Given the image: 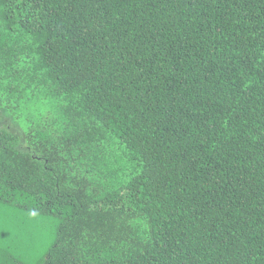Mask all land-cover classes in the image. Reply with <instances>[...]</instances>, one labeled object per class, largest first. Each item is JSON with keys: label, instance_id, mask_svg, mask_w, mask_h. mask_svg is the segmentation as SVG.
I'll return each instance as SVG.
<instances>
[{"label": "trees", "instance_id": "trees-1", "mask_svg": "<svg viewBox=\"0 0 264 264\" xmlns=\"http://www.w3.org/2000/svg\"><path fill=\"white\" fill-rule=\"evenodd\" d=\"M0 203L39 264H264V0H0Z\"/></svg>", "mask_w": 264, "mask_h": 264}, {"label": "rangeland", "instance_id": "rangeland-1", "mask_svg": "<svg viewBox=\"0 0 264 264\" xmlns=\"http://www.w3.org/2000/svg\"><path fill=\"white\" fill-rule=\"evenodd\" d=\"M58 221L0 203V264H39L54 242Z\"/></svg>", "mask_w": 264, "mask_h": 264}]
</instances>
